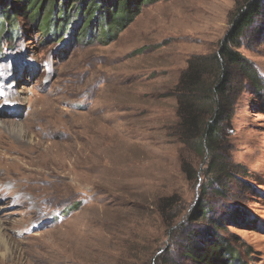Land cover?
Masks as SVG:
<instances>
[{
  "label": "rangeland",
  "instance_id": "rangeland-1",
  "mask_svg": "<svg viewBox=\"0 0 264 264\" xmlns=\"http://www.w3.org/2000/svg\"><path fill=\"white\" fill-rule=\"evenodd\" d=\"M236 8L160 0L108 44L46 39L18 18L0 39V264H196L188 249L214 219L241 262L264 264V87L231 66L223 182L178 109L181 76L219 52ZM234 48L264 84V20ZM203 201L209 215L193 219Z\"/></svg>",
  "mask_w": 264,
  "mask_h": 264
},
{
  "label": "trees",
  "instance_id": "trees-1",
  "mask_svg": "<svg viewBox=\"0 0 264 264\" xmlns=\"http://www.w3.org/2000/svg\"><path fill=\"white\" fill-rule=\"evenodd\" d=\"M160 0H0V39L13 40L18 34V18L24 16L41 34L55 41H62L68 33L83 42L90 36L91 42L104 44L115 41L128 24L134 21L142 8ZM264 20V0H237V8L231 21V30L221 44L219 52L211 56L194 58L178 83L179 116L183 136L196 144L202 154L209 153L206 172L212 184L231 177L226 158L219 152L223 134V117L231 105L228 98L231 89L230 68L235 65L260 91L264 84L256 68L245 55L234 48L245 32L258 20ZM80 28L79 32L76 30ZM98 29V33L95 30ZM87 30V31H86ZM210 66L212 72L207 71ZM205 191V189H203ZM217 194L224 190L216 189ZM79 204V203H78ZM74 204L70 207L78 206ZM193 219H206L210 207L200 202ZM241 222L246 216L238 210ZM217 230L222 223L214 219L205 247L189 248L188 254L196 264H245L241 262L238 248L232 239Z\"/></svg>",
  "mask_w": 264,
  "mask_h": 264
},
{
  "label": "bare ground",
  "instance_id": "bare-ground-1",
  "mask_svg": "<svg viewBox=\"0 0 264 264\" xmlns=\"http://www.w3.org/2000/svg\"><path fill=\"white\" fill-rule=\"evenodd\" d=\"M1 227H2V224L0 223V232H1Z\"/></svg>",
  "mask_w": 264,
  "mask_h": 264
}]
</instances>
